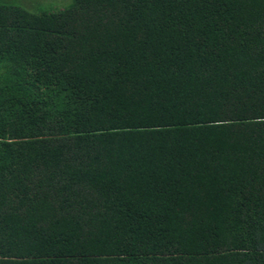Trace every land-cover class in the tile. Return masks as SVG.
<instances>
[{
	"label": "trees",
	"instance_id": "1",
	"mask_svg": "<svg viewBox=\"0 0 264 264\" xmlns=\"http://www.w3.org/2000/svg\"><path fill=\"white\" fill-rule=\"evenodd\" d=\"M0 264H264V0H0Z\"/></svg>",
	"mask_w": 264,
	"mask_h": 264
},
{
	"label": "rangeland",
	"instance_id": "2",
	"mask_svg": "<svg viewBox=\"0 0 264 264\" xmlns=\"http://www.w3.org/2000/svg\"><path fill=\"white\" fill-rule=\"evenodd\" d=\"M19 4L25 9L36 12L43 9H59L66 6L69 0H3Z\"/></svg>",
	"mask_w": 264,
	"mask_h": 264
}]
</instances>
